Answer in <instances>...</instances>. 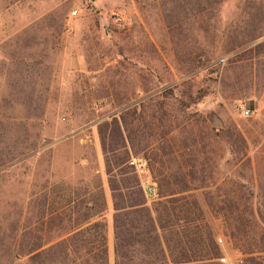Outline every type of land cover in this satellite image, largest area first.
<instances>
[{
    "label": "rangeland",
    "instance_id": "rangeland-1",
    "mask_svg": "<svg viewBox=\"0 0 264 264\" xmlns=\"http://www.w3.org/2000/svg\"><path fill=\"white\" fill-rule=\"evenodd\" d=\"M110 153L142 160L185 252L264 264V0H0V264L17 225L54 243L63 198L97 186L113 264Z\"/></svg>",
    "mask_w": 264,
    "mask_h": 264
},
{
    "label": "trees",
    "instance_id": "trees-1",
    "mask_svg": "<svg viewBox=\"0 0 264 264\" xmlns=\"http://www.w3.org/2000/svg\"><path fill=\"white\" fill-rule=\"evenodd\" d=\"M116 123L113 120L114 130L119 133ZM101 146L105 152L103 142ZM114 150L107 148V152ZM130 158L128 153L104 157L112 212L113 264H220L213 262L218 249L212 238L206 243L197 235L191 240L195 249L185 252L180 248L181 242H188L185 232L189 227L185 221L167 226L161 219L166 207L159 204L161 210L156 211L146 205L138 175L127 163ZM96 188L93 194L82 190L69 195L70 200L63 198L60 211H55L61 238L54 243L47 245L48 241L41 239L42 227L37 229L41 235L24 241L17 225L13 243L15 264H107L104 199L100 188ZM174 200L179 202L182 198ZM170 214L176 220L185 219L182 206L171 208Z\"/></svg>",
    "mask_w": 264,
    "mask_h": 264
},
{
    "label": "built area",
    "instance_id": "built-area-1",
    "mask_svg": "<svg viewBox=\"0 0 264 264\" xmlns=\"http://www.w3.org/2000/svg\"><path fill=\"white\" fill-rule=\"evenodd\" d=\"M114 22H115L116 26H120V27L122 26V16L120 15L119 12L115 13ZM242 115H244V116L248 115V110L247 109H242ZM127 163H128V165L133 167V169H134V171L136 173L141 172L143 170V168H144V163L142 162L141 159L130 158V160ZM142 189L144 191L145 198L154 197L155 193H154V185H153V183H149L147 185H143ZM224 261H225L224 258H220V262H224Z\"/></svg>",
    "mask_w": 264,
    "mask_h": 264
}]
</instances>
